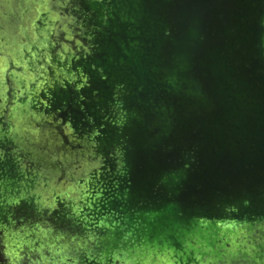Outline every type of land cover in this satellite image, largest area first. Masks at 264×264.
<instances>
[{
    "label": "rangeland",
    "instance_id": "1",
    "mask_svg": "<svg viewBox=\"0 0 264 264\" xmlns=\"http://www.w3.org/2000/svg\"><path fill=\"white\" fill-rule=\"evenodd\" d=\"M9 1L4 0L5 5ZM156 4L155 8L161 7L166 12L164 24L169 34L165 40L173 44L180 39L179 25L192 21L195 28L188 33L197 44L208 48L207 59L195 67L207 78L208 73H216L223 87L216 86L213 95L209 92L201 95V105H175V108L162 107L160 112H153L149 106L154 104H143L138 105L143 116H132L121 105L133 91L128 81L116 84L110 95L112 101L105 103L87 72L84 80L77 83V92L86 91L85 96L90 98L86 104H100L101 111L99 117H94L96 126L87 125L82 136H71L65 145L58 133L37 126L38 122L39 125L46 120L51 122L50 113L34 114V121L32 111L28 110L36 103L27 93L34 91L33 98L37 95L36 80L42 79L40 88L48 84L44 80L48 76L41 73L51 65L45 57L40 62L38 57L24 56L25 48H22L23 54L19 52L23 45L21 32L17 30L21 26L23 5L18 10L16 5L13 8L17 11L15 18L7 25L15 33L11 36L17 43L12 42L14 52L21 56L13 62H24L22 66L28 74L17 72L12 77L8 68L11 63L7 64L5 57L0 56V264H116L120 259L122 264H149L143 255L142 260H138L139 256L127 260L129 252L137 246L132 245L121 253L116 245L121 225L129 222L119 218L123 216L124 206L129 213L133 206L145 207L152 213L164 199H170L165 198L168 195L164 192L169 188L164 187L168 181L175 183L172 192L178 193L183 201L197 192L228 193L232 189L238 197L242 192L238 186L240 180L247 178L246 181L253 183L264 174V49L249 35L250 32L263 34L264 12H260L263 3L258 0H157ZM227 17L237 21H229ZM232 24L236 27L229 33L228 27ZM170 33L177 35L175 42L169 38ZM139 45L155 59L165 54L157 46L153 52L147 44ZM66 48L61 50L64 52ZM165 55L169 57L168 52ZM190 58L193 64L198 61L194 54ZM154 65L158 68L163 63L155 61ZM54 71L55 67L54 79L62 78V72ZM168 71L157 69L156 79L170 83ZM63 78L68 82L67 77ZM40 101L39 106H45ZM185 118L191 120L190 128L181 126L180 120ZM107 136L109 143L106 144ZM61 149L70 152L66 153L73 156L70 160L75 158L73 162L77 161V155L89 158L75 163L73 172L66 175L47 156L51 151V155L56 154L61 160ZM181 171H193L189 176L191 184L179 183L177 177ZM249 187L252 191L257 189L255 183ZM144 214L139 215V222L145 218ZM263 232L247 239L248 244L252 242L251 248L246 243L242 245L246 248L232 250L228 264L233 261L234 264H251L249 261L264 264V253L260 250L264 247ZM107 241L111 242L107 246L118 250L117 254L109 255L111 249L107 251L103 245ZM249 249L254 262L252 259L247 263L245 251Z\"/></svg>",
    "mask_w": 264,
    "mask_h": 264
},
{
    "label": "water",
    "instance_id": "2",
    "mask_svg": "<svg viewBox=\"0 0 264 264\" xmlns=\"http://www.w3.org/2000/svg\"><path fill=\"white\" fill-rule=\"evenodd\" d=\"M29 1L30 3L25 0H16L14 4L13 1L8 2L7 6L16 13L17 11L13 9L15 5L17 10L23 5L21 26L17 32H21L24 39L34 36L32 42L38 43L41 41V37L38 35L36 38V33L41 32V30L35 28L33 23L35 20L44 18L47 21V19L43 16L45 14L40 11L42 8L41 0ZM156 1L70 0L65 1V3L63 1L69 8L66 10V17L63 15L58 21H61L63 29L66 28L69 31L67 33H72L73 38L65 41L68 50L70 48L74 49L76 45L79 46V42L85 48L87 46V36L90 37L88 43L91 48L88 50L87 56L83 54L86 57L83 67L92 77V84L100 93V100H105V103L108 100L112 101L110 95L114 93L113 87L119 83L123 84V80L128 81L133 86V91L124 100L125 104H121L123 107L125 105L124 108L128 110L127 114L132 116L142 115V112H139L138 105L143 104H154L149 106L153 112L158 110L160 112L162 107L175 108V105H201L203 103V101H200L201 95L206 96L208 92L213 95L216 86L219 89L223 87L222 80H218L220 76L216 73H208L207 78L200 70L196 69L198 67H195L196 65L201 66V61L207 59L206 51L208 48L197 44L194 36L188 33L192 28H195V26L192 27L191 20H186V22L179 25L178 34L180 39L178 42H175L177 35L172 33H170L169 38L175 39V44L167 39L165 40V36L169 34L164 24L166 22V12L163 9L161 10V7L155 8ZM258 1L263 3V9L260 12H264V0ZM52 2L53 0H47L48 12H50ZM72 6L81 7L87 11L86 32L80 30V28L75 29V26L69 24L76 23L74 19L70 18L72 14L69 10ZM135 6H137L136 9H134ZM34 14H36L35 17ZM227 20L237 21L233 17H227ZM58 22L57 24H59ZM262 22L264 23L263 19ZM6 26H8V29ZM22 26L23 28H21ZM234 27L236 25L229 26L228 32L233 33ZM87 28L91 33L87 34ZM78 32L82 33L78 34ZM144 32H147V34H144ZM0 33L4 36L0 37V56L5 57L7 64L11 60H19L21 56L18 57V52H14L13 43H16V41L15 38L11 39L13 33L10 24L7 25L6 22L0 20ZM84 34L86 39H83ZM64 35L67 34L64 33ZM249 35L255 37V41L262 48L264 30L261 36L259 32L255 34L250 32ZM68 43L70 44L68 45ZM139 43L147 44V47L149 46L153 52L157 46L158 51L161 53L164 51L165 54L168 52L169 57L164 54L155 59L153 54L143 52L139 48ZM8 45L11 47H7ZM167 45L169 51H167ZM20 47L19 52H22L23 46ZM84 51L85 49H82V53ZM191 54L198 56V61L194 64L190 58ZM23 60L25 61V59ZM155 61L163 63V66L156 68ZM152 68L156 70L153 71ZM163 68L170 72L168 74L170 83H162L155 77L157 69L163 71ZM67 75L70 76L67 77V80L72 82L75 75L73 74L72 77L70 74ZM171 83L173 84L171 85ZM118 91L116 94H118ZM84 92L86 91L78 90V92L74 91L73 94L67 92L68 95H66L61 91V98H58L56 92L55 95L50 96L51 98H46L48 106L56 104L55 106L61 109V118L59 122L46 120L44 124L39 126L43 130L58 133L64 145L67 144L68 138L74 132H78L77 135L82 136L87 126V116L89 118V115H94L95 112L98 114L101 111L100 104H86L90 98L86 97ZM55 96L56 99H54ZM207 99L209 98L207 97ZM91 109H94V111L90 114ZM189 114H191V111ZM202 119L204 120L203 117ZM180 121L181 126L190 128L191 120L185 118ZM54 123L58 125L56 126ZM94 123H96V118L91 121V126H96ZM104 142L109 143V136H107V139L104 138ZM106 148L105 146L104 150ZM61 150V160L58 155H51V151L47 156L52 157L54 163L61 167V173L66 175L73 172L71 168L75 163L81 162V160L86 161L88 157L77 155V161L73 162L75 158L70 160L73 157L68 154L70 152ZM62 153L64 154L62 155ZM191 172L193 171H181L179 173L177 180L181 185L191 184L189 183ZM245 179L238 182L239 189H242L240 194L237 193L238 197L231 192L232 189L228 193L226 191L214 194L197 192L196 195L193 194L189 198L190 200L186 201H183L175 191L172 192L173 188L175 189L174 182H166L164 187L169 188L164 190L165 196L168 195L165 198L170 199H164L160 206L151 211L152 213L147 211L145 207L135 209V206L132 207L133 210L129 213V210L126 211L124 206L123 216L119 218L129 222L121 225L123 228L120 230L121 235L118 236L116 245L120 247L121 253L132 245L137 246L135 250L129 252L130 257L127 260L134 259L137 256H139L138 260H142L143 255V257L148 258L147 263L149 264L230 263L232 250H239L242 245L247 243V239L251 240V238L258 235L259 231H264V174H260L259 179H255L253 183ZM254 183L257 189L252 191L249 186ZM192 190L195 189L192 188ZM259 210L260 214H258ZM141 213H145L142 215L145 218L139 222ZM136 219L137 221H135ZM136 222L139 224L134 229L132 225ZM109 243L111 242L107 241L103 244L107 251L109 248L111 249L110 246H107ZM251 245L252 242L245 246L251 248ZM246 247L242 246V249ZM260 250L264 253V247H260ZM117 251V249L112 248L109 255L117 254ZM167 254H169V258L165 259ZM245 255L246 262L252 259L254 262L250 249L245 251ZM120 260L116 264H122ZM110 262H112L111 259ZM249 262L252 264V261ZM232 264H234V261Z\"/></svg>",
    "mask_w": 264,
    "mask_h": 264
},
{
    "label": "flooded vegetation",
    "instance_id": "3",
    "mask_svg": "<svg viewBox=\"0 0 264 264\" xmlns=\"http://www.w3.org/2000/svg\"><path fill=\"white\" fill-rule=\"evenodd\" d=\"M13 4L16 0H10L9 2H12ZM26 2L30 3L29 0H25ZM65 1H70V0H53V2L51 3V8H50V12L49 8L47 6V0H41V9L40 11L42 13H44L45 15H43L47 21L42 18L40 20H35L34 21V26L37 29H40V31H38L36 34L39 35L41 37V41H39L38 43H33L32 42V37H28L27 39H24V37L21 38V44L23 45V48H25V53L22 54L24 56H27L28 58L30 57H38L39 61L42 62L43 58L45 57L46 61H48L47 63L49 65H51V67L48 66L47 69H44L43 72L41 73L42 75L46 74L48 77L44 78V80L48 82L47 85H45L44 87L40 88V84L39 81L42 80H36L35 85L38 89L37 95L33 98V94L32 92L34 91H30L27 93V97L33 102L35 101V105L33 102V105L31 106L32 108H29L28 110H31L32 112V118L35 121V116L34 114H36L37 116L39 115V113H41V115H47L48 113H50V115L53 116V120L55 122H59L60 118H61V109L56 107L54 104L53 106H48L46 98H51V95H55V92L57 94V96H59L58 98H61V91L62 93L67 94L68 93H72L75 91H77V89L79 88V85H77V83L80 81V79L84 80V75H87V71H85V68L83 67V62L86 61V57L83 56L89 53V49L91 48V45L88 44V41L90 40V37L87 36L86 39V35H83V39L87 40V46H83V44H80L79 42V46L76 45V47H74V49L70 48L68 50V48H66V51H61V48L67 47L66 44V39H62L63 37H66L67 39H72V33H67L69 31H67L66 28H62L61 29V21H59V19H61V16H65L66 17V10L67 8H69V6L67 4H64ZM52 10V11H51ZM69 12L72 14H70V18L74 19L76 21V23H69L71 24V26H75V29L80 28V30H83L84 32H86V21L88 19L87 16V11L84 9H82L81 7L78 6H72L69 10ZM62 13V15H61ZM15 12L13 10H10V8L5 5L4 0L0 1V20L2 22H6V23H10L14 20L15 18ZM66 19V18H65ZM57 22L59 24H57ZM2 25V24H1ZM3 26V25H2ZM41 26V27H40ZM46 26V27H44ZM43 28V29H41ZM46 31V32H45ZM61 32V34H60ZM14 33V32H12ZM64 33H66L67 35H64ZM80 32H78L79 34ZM82 33V32H81ZM80 33V34H81ZM91 33V31L87 28V34ZM64 35V36H63ZM61 36V38H60ZM0 37H4L1 33H0ZM58 41V43L56 41ZM61 40H63V42H61ZM76 41V40H75ZM56 43V44H55ZM78 43V42H77ZM2 44V43H1ZM56 46H59L61 48H58ZM7 47H11L10 45H8ZM6 47V48H7ZM82 49L85 51L82 53ZM22 50V49H21ZM11 52V51H9ZM11 54H13L11 52ZM87 56V55H86ZM56 59H55V58ZM51 58V59H50ZM55 61V62H54ZM21 62V63H20ZM15 61L13 62V60H11V64L8 65L9 71H10V75L12 77H14V73L17 72H26V75L28 74L27 71L25 69H23L22 64H24V62L22 61ZM54 67L56 68V71H60L62 72V78H53V69ZM61 67V68H59ZM46 68V67H45ZM62 69V70H61ZM41 70H39L38 72H40ZM45 71V73H44ZM54 71V72H56ZM64 74V75H63ZM67 74H70L71 77L74 74L75 77L73 78L72 82H66V78L65 77H69ZM78 78V79H77ZM78 80V81H77ZM54 99H56V96L54 97ZM40 100L44 101V105H40L38 104L41 103ZM61 101V100H60ZM92 110V109H91ZM107 110V109H106ZM99 117V114H96L94 116L89 115V118L87 116V125L91 126V121L94 119V117ZM91 120V121H90ZM39 123V122H38ZM37 123V126H39V124ZM56 125H58L57 123H55ZM93 125V124H92ZM76 132H74L73 136L74 138L77 137Z\"/></svg>",
    "mask_w": 264,
    "mask_h": 264
},
{
    "label": "clouds",
    "instance_id": "4",
    "mask_svg": "<svg viewBox=\"0 0 264 264\" xmlns=\"http://www.w3.org/2000/svg\"><path fill=\"white\" fill-rule=\"evenodd\" d=\"M261 47H262V49H264V43H262Z\"/></svg>",
    "mask_w": 264,
    "mask_h": 264
},
{
    "label": "crops",
    "instance_id": "5",
    "mask_svg": "<svg viewBox=\"0 0 264 264\" xmlns=\"http://www.w3.org/2000/svg\"><path fill=\"white\" fill-rule=\"evenodd\" d=\"M60 34H61V32H60Z\"/></svg>",
    "mask_w": 264,
    "mask_h": 264
}]
</instances>
